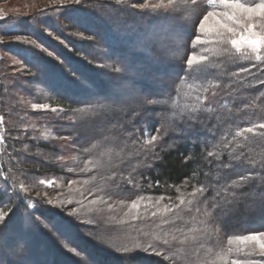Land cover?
Here are the masks:
<instances>
[{"label": "trees", "instance_id": "trees-1", "mask_svg": "<svg viewBox=\"0 0 264 264\" xmlns=\"http://www.w3.org/2000/svg\"><path fill=\"white\" fill-rule=\"evenodd\" d=\"M129 2L139 5L145 0ZM148 2L149 9L119 5L124 8L119 12L138 21L136 28L129 27L130 22L118 18L119 15L112 24V19L103 14L110 13L107 7H91L93 14H85V27L77 30L84 41L63 36L68 44L65 48L47 37L50 32L60 35L55 26L37 27L38 34L30 37L61 63L25 45L18 54L25 52L42 67V71L34 72L37 88L57 84L46 92L51 98L46 104L56 109L49 117L28 111L33 90L26 89L22 94L23 85L17 84L14 75H1V108L10 112L12 124L4 131L9 135L7 153L11 169H6V163L5 169L0 168L5 176L0 178V211L7 212L0 223V251L18 248L15 245L18 240L24 243L18 248L21 254L16 260L6 258V264L23 261L83 264L86 259L94 264H230L233 260L245 259L260 260V264H264V256L243 255L246 249L240 253L228 252L226 260L215 257L217 250L221 255L227 252L229 236L264 230V203L258 195L250 194L253 182L235 190L244 194L236 197L238 203L234 210L220 223H209L210 232L204 233L207 219L204 200L207 197L211 203L214 184L216 187L231 185L232 180H239L242 175L264 174V129L256 127L264 123V61L243 60L230 44L220 45L211 35L207 44L195 47L192 40L184 36L179 54H166L159 39L161 29L151 35L145 33L154 23L155 26L160 24L150 11L155 1ZM195 8L197 29L208 11L220 10L218 6L213 9L209 0H198ZM96 13L100 14L97 21L89 18ZM72 23L64 19L66 28H73ZM0 26L1 34L15 35L5 23ZM188 31L194 30L189 28ZM195 35L201 34L195 31ZM201 38L204 39L202 35ZM153 42L155 47L146 45L139 52L132 46ZM225 48L227 52L222 51ZM194 52L204 59L194 61L193 67L208 66L212 68L211 75L196 77L181 72L187 68L186 61ZM243 68L248 71L240 72ZM31 69L35 68L31 66ZM139 70L142 74L138 78L125 76ZM107 77L120 79L115 83L119 87L129 84L137 88L138 92H129L137 93L135 99L157 98L166 102L133 104L134 111L129 109L109 116L111 122L100 133L93 126L90 110L97 103H111L99 97L114 95ZM61 90L73 98L60 96L58 91ZM181 112L196 119L181 121L178 118ZM79 113L81 117H77ZM57 115H63L64 120ZM246 127H254L255 134L235 135ZM156 129L160 131L157 133ZM38 131L51 135L39 139ZM147 131L158 136L151 145L146 143ZM31 136L34 139H29ZM209 151L213 153L211 157ZM219 164L228 166L221 168ZM41 180L46 183L41 184ZM201 186H207V191L193 196V191ZM97 196L105 200V208L111 210L109 219L83 212L89 199ZM160 196L164 199L157 203ZM28 199H34L36 205L50 215L30 211ZM146 199L150 200V205L145 203ZM134 201L137 208L132 207ZM168 204L172 211L166 210ZM53 206L66 211L77 210V216L70 218ZM38 218L52 233L48 234L37 223ZM25 219L30 223L23 231L21 220ZM77 224L102 236L106 246L86 244L75 229L79 227ZM165 235L171 241L169 245L153 239ZM173 235L178 240H172ZM148 241L160 248L162 255L143 251ZM137 242L141 249H132ZM124 246L132 251L123 253ZM188 246L197 251L196 255L208 253L205 261L196 263V255L185 254ZM231 247L235 248L236 244ZM213 258L218 261L212 262Z\"/></svg>", "mask_w": 264, "mask_h": 264}, {"label": "snow or ice", "instance_id": "snow-or-ice-1", "mask_svg": "<svg viewBox=\"0 0 264 264\" xmlns=\"http://www.w3.org/2000/svg\"><path fill=\"white\" fill-rule=\"evenodd\" d=\"M79 3V0H76ZM116 3L125 7H130L136 9L137 7L143 9H149L148 3L137 4L135 2L130 3L129 0H116ZM198 0H159L158 3L151 5V14L155 17V22L160 23L161 35L159 37L161 42V47L166 54L177 55L180 52L181 39L186 36L188 39L192 40V44L196 45L207 44L208 37L211 35L220 45L230 44L231 48L235 50V53L241 57L243 60H255L256 62L264 61V0H209L213 9L217 6L219 11L210 10L203 19L199 21L198 29L196 28V8ZM155 26V23L154 25ZM192 28L194 31L189 32L188 29ZM195 31H198L201 35H195ZM195 35V39L192 37ZM205 51H208L205 49ZM222 51L227 52L228 50L222 49ZM51 54V53H50ZM204 57H197L195 52L189 56L186 61L187 68L181 69L184 75H195L196 77L208 76L212 74V68L197 67L194 68V61L203 60ZM214 67V64H213ZM120 71V69H117ZM248 69H240V72H247ZM235 74V73H234ZM211 84V81H209ZM264 83V82H262ZM208 89L205 88V91ZM164 99L157 98H145L143 101L138 99H114L111 103L103 104L97 103L90 110L92 114L93 126L103 133L105 131L107 123L111 121L108 119L109 116L124 112L131 109L133 104H148V105H160L165 103ZM33 107H36L35 105ZM135 110V109H131ZM56 111V109H52ZM83 111V110H81ZM159 114V112H158ZM176 116V114H173ZM178 118L181 121H191L196 119V117L191 115H186L181 112L178 114ZM2 117H0V122H2ZM256 127L264 129V123L257 125ZM160 130L156 129L158 133ZM241 133H252L255 134L254 127H246L235 133L236 136H240ZM146 143L151 145L157 141L158 136L146 132ZM107 138V137H105ZM2 139V137H0ZM213 153L208 152V156L211 157ZM219 159V157H217ZM218 167H227V164H219ZM127 179V178H126ZM259 181L256 183L255 181ZM129 179V183H131ZM253 182L251 184L252 195H258L261 202L264 203V174L253 175H242L239 180H232L231 185L221 184L219 187L215 188L214 194L211 196V203L206 197L204 203L207 207L204 208V216L207 218L204 223L206 225L204 233L210 232L207 227L209 223L218 224L221 220L226 217L230 212L234 210L237 205L236 197L238 195H243V192L235 191L237 188H242L243 185ZM41 184L46 183V181L41 180ZM51 183V181H48ZM258 190V191H257ZM207 191V186H201L193 191L192 195L195 196L197 192L204 193ZM164 197L160 196L157 198V203L163 200ZM180 203L183 204V198H180ZM191 204L192 202L189 201ZM133 208H137V202L132 203ZM167 211H172L171 206H165ZM197 211H200L197 208ZM7 212L0 211V221H3ZM153 216L156 215L155 212L152 213ZM153 239L160 240L163 244L169 245L171 241L168 239L167 235L163 237H154ZM172 240H178V238L173 235ZM235 241L236 247H231ZM181 243L183 241H180ZM228 244L230 245L227 252L224 254H217L220 259H227L228 252L240 253L242 249H246L243 255L246 257L250 256H264V230H256L254 232L243 234V235H231L228 238ZM140 243H135L132 249H141ZM127 246H124L121 251L123 253H128L132 251ZM143 251L154 253L157 256L162 255L160 248H158L152 241H148L143 246ZM232 264H260L259 261H252L245 259L244 261L233 260Z\"/></svg>", "mask_w": 264, "mask_h": 264}, {"label": "rangeland", "instance_id": "rangeland-1", "mask_svg": "<svg viewBox=\"0 0 264 264\" xmlns=\"http://www.w3.org/2000/svg\"><path fill=\"white\" fill-rule=\"evenodd\" d=\"M155 3H158L159 0H153ZM144 3H147V0H145ZM148 4H150L148 2ZM98 6L102 7L103 9L107 7V9L110 10V13L105 14L107 17H109L111 20V23H114V18H116L118 15V18L128 20L130 22L129 27L136 28L139 23L136 21L135 18L129 17L127 18L124 13L119 12V9H124L123 7H120L119 4L116 3V0H79V3H76V0H0V24L5 23V26L8 25L10 30L15 31V35L11 36H5L1 34L0 32V77L5 75H14L17 81V84L23 85V92L22 94H25L26 89L33 90L32 94H34V97L31 98L28 102V111L34 113L35 115H40V117L46 118L49 117L51 114H53L55 111H52L54 108H50L49 104H46V102L51 101V98L46 95V92L51 89L50 87H56L57 84L48 85L46 87L41 88L40 85L39 88H37V84L35 83V73L37 70L42 71V67H40L36 61L32 60V56H28L27 54H18V51H23L21 48L25 46L35 48L38 51H42L45 55H48V58H51L55 61H58V57L56 58L52 53L50 54L47 50H45L41 43H38L31 38L33 33H37V27L39 25H53L56 27L57 34H60L59 36H56L55 33H48L47 37L50 41H54L56 45L68 47L67 42L63 39L64 37L77 39L79 41L83 40V36L77 32L80 28L85 27V21L83 20L85 17V14H93L94 10L91 9V7ZM117 7V8H116ZM107 13V12H106ZM100 14H95V16L90 15V19L97 21ZM94 17V18H93ZM102 17V15H101ZM64 19H68L72 21L71 24L73 28H66L64 24ZM135 21V23H134ZM197 21V17H196ZM7 27V26H6ZM90 26H87L86 28H89ZM93 32L96 31L93 27L89 28ZM161 29V25L158 24L156 26H152L150 29H146L145 33H149L150 35L153 33H156ZM1 30V26H0ZM42 30V28H41ZM43 34V33H42ZM45 35V33L43 34ZM31 36V37H30ZM84 41V40H83ZM156 41V40H155ZM125 45H127V42H124ZM133 44L136 52L142 51L144 46L147 45V47H155L156 43L153 42L152 44ZM32 45V46H31ZM30 49V48H29ZM117 54V53H116ZM4 63V64H3ZM128 65L129 62L127 61ZM31 66L35 69H31ZM32 73V74H31ZM47 73V72H46ZM142 74V70L135 71L133 73H126L125 76L129 75L131 78H138ZM109 78V79H108ZM108 80H110L109 87L110 89H114V95L110 96H99L100 100H114V99H135L138 95L137 93L130 94L129 92L131 90H135L134 92H138L137 88H133L131 85H123L121 87L117 86L115 83L118 82L120 79H111L110 77H107ZM1 84V83H0ZM92 91L96 93V90ZM60 96H67V98H73L72 96L68 94H64L63 90L58 91ZM98 94V93H96ZM133 97V98H132ZM35 100H32L34 99ZM34 101V103H32ZM36 107H33V106ZM6 113V114H5ZM10 112L6 110L3 111L1 108V101H0V117H2V122H0V168L5 169V163L7 165L6 169H11V167L8 164V153H7V139L9 137L8 134H6L4 131L7 130V126H11V116L9 115ZM50 114V115H48ZM76 115V113H73ZM72 114V115H73ZM43 115V116H41ZM79 115V116H78ZM77 117H81L82 114H78ZM60 116L59 119L62 121L64 120L63 115H57ZM8 117V118H7ZM67 121V120H66ZM70 121V120H69ZM36 131L39 130V128L35 129ZM39 133H34V135L37 134L39 136V139H47L51 134L43 131H38ZM147 133H151L150 131H147ZM152 134V133H151ZM145 137L147 139L146 133ZM29 139H34V136H31ZM50 140V139H49ZM53 140V139H51ZM55 141V140H54ZM5 145V146H4ZM0 173V178H4ZM51 180H55V178H51ZM51 183H47V185H50ZM92 197V194H91ZM89 197V198H91ZM146 204L150 205V200H144ZM169 202V199L167 200ZM26 202H28L30 211H39L41 213H46L43 209H41L39 206L36 205L34 199H28ZM105 200H101L100 197H94L92 199H89V202L85 207H83V212L85 211L95 215L98 214L100 217L103 215L104 217H107L109 219L108 213L111 212V210L104 205ZM104 203V204H103ZM144 204V203H143ZM167 204V203H166ZM121 207L123 204H120ZM169 206V204H168ZM53 209L60 211L62 214L68 216V217H75L76 211H66L65 209L59 207V206H53ZM131 208V207H130ZM118 210V215L121 217V211ZM50 215V214H48ZM53 215V214H51ZM118 217V216H117ZM40 220V221H39ZM39 221V222H38ZM37 223L40 224L48 234H50L51 230H48L46 226L44 225V222L41 221L40 218H38ZM1 223V221H0ZM30 222L21 220V229L23 231L28 227ZM3 224V223H2ZM78 225V224H77ZM79 226V225H78ZM1 228V224H0ZM78 234L81 235V238H85V243H91L95 245H102L106 246V244L103 242V237L99 234L97 235L95 231H87L82 228V225L79 227H75ZM98 232L101 233L102 231L98 229ZM52 233V231H51ZM30 243H33V241H30ZM191 243V242H190ZM235 243V241L233 242ZM2 243H0L1 245ZM24 244L22 241H16L15 245L20 248L23 247ZM236 244V243H235ZM36 246V245H35ZM237 246V245H236ZM18 247V248H19ZM16 248L14 250H7L2 253L0 251V264H6L5 260L6 258H10L13 261L16 260L17 256L21 254L20 250ZM41 250V249H40ZM219 250H217V254ZM187 255H196L197 251L194 250V248L191 246H188L186 249ZM208 254V253H207ZM207 254H201L199 252V255L197 256V260L195 259L196 263H200L205 261L204 257H207ZM216 254L215 257H218ZM220 254V253H219ZM262 257V256H259ZM220 260V258H218ZM259 260V258H254ZM83 261V260H82ZM212 262L218 261L215 258L211 260ZM260 261V260H259ZM83 264H94L91 260L86 259L82 262ZM18 264V263H17ZM20 264H32V263H24V261ZM45 264V263H44ZM232 264V262L230 263Z\"/></svg>", "mask_w": 264, "mask_h": 264}]
</instances>
